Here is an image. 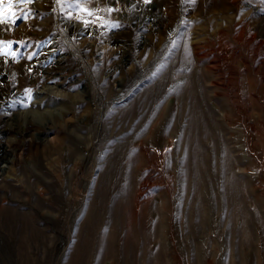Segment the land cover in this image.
<instances>
[{
  "label": "rangeland",
  "instance_id": "374dc122",
  "mask_svg": "<svg viewBox=\"0 0 264 264\" xmlns=\"http://www.w3.org/2000/svg\"><path fill=\"white\" fill-rule=\"evenodd\" d=\"M0 18V264H264V0Z\"/></svg>",
  "mask_w": 264,
  "mask_h": 264
},
{
  "label": "bare ground",
  "instance_id": "6f19581e",
  "mask_svg": "<svg viewBox=\"0 0 264 264\" xmlns=\"http://www.w3.org/2000/svg\"><path fill=\"white\" fill-rule=\"evenodd\" d=\"M218 16H219V15H218ZM221 16H222V15H221ZM221 18H222V17H221ZM213 21H214V20H213ZM66 24H67V23H66ZM241 24H242V23H241ZM67 25H68V24H67ZM72 27H73V26H72ZM241 27H242V26H241ZM76 30H77V29H76ZM84 30H85V29H83L82 31H84ZM240 30H241V29H240ZM243 30H244V29H243ZM78 31H79V29H78ZM85 32H87V34H88V33H91L92 30L86 29ZM195 32H196V31H195ZM241 32H242V31H241ZM178 33H179V32H178ZM74 34H75V33H74ZM179 34H180V33H179ZM192 34H193V35H196L195 33H191V35H192ZM239 34H240V33H239ZM191 35H190V36H191ZM193 35H192V36H193ZM228 36H229V34H228ZM249 36H251V35H249ZM254 37H255V36H254ZM188 38H189V37H188ZM192 38H193V37H192ZM190 39H191V38H190ZM191 42H192V41H191ZM193 42H194V40H193ZM197 43H198V42H197ZM52 45H53V44H52ZM193 45H195V44H193ZM193 45H192V46H193ZM207 45H208V44H207ZM213 45H214V44H213ZM49 46H50V45H49ZM200 48H201V47H200ZM211 48H212V47H211ZM206 49H207V48H206ZM206 49H205V50H206ZM205 50H204V51H205ZM0 51H1V50H0ZM6 51H7V50H6ZM193 51H194V50H193ZM199 51H200V50H199ZM1 52H2V51H1ZM204 53H205V52H204ZM213 53H214V52H213ZM220 53H221V52H220ZM194 54H195V52H194ZM199 54H200V53H199ZM47 55H48V54H47ZM208 58H209V57H208ZM38 59H39V58H38ZM45 59H46V58H45ZM199 59H200V58H199ZM204 60H206V59H204ZM218 60H219V59H218ZM200 62H201V61H200ZM211 62H212V61H210V63H211ZM216 64H217V63H216ZM218 64H220V63H218ZM219 66H220V65H219ZM212 70H213V69H212ZM262 79H263V78H262ZM260 81H262V80H260ZM100 119H101V118H100ZM98 120H99V119H98ZM93 134H94V133H93ZM92 139H93V138H92ZM3 150L6 151L5 148H4ZM5 157H6V155H5ZM93 173H94V172H93ZM12 179H13V178H12ZM152 180H153V179H152ZM149 185H151V182L149 183ZM149 185H148V186H149ZM145 186H146V185H145ZM148 186H147V187H148ZM142 188H143V187H142ZM89 189H90V188H89ZM144 189H145V188H144ZM147 190H149V189H147ZM151 191H152V190H151ZM147 194H148V193H147ZM144 195H145V194H144ZM141 197H142V196H141ZM142 201H143V200H141V202H142ZM3 203H4V202H3ZM60 253H61V252H60ZM75 264H76V262H75ZM77 264H78V263H77Z\"/></svg>",
  "mask_w": 264,
  "mask_h": 264
},
{
  "label": "snow or ice",
  "instance_id": "6c2138e0",
  "mask_svg": "<svg viewBox=\"0 0 264 264\" xmlns=\"http://www.w3.org/2000/svg\"><path fill=\"white\" fill-rule=\"evenodd\" d=\"M144 2L145 3H149V2H151V0H144ZM21 19H23V18H25L24 16H21L20 17ZM0 22H2V18H0ZM29 59H31V57H29ZM29 91V93H30V90H28Z\"/></svg>",
  "mask_w": 264,
  "mask_h": 264
}]
</instances>
